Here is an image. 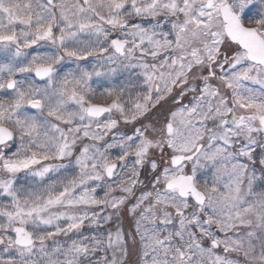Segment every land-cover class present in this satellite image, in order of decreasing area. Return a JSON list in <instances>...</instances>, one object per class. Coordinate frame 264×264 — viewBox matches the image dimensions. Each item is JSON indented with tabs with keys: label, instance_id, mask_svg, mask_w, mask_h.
Segmentation results:
<instances>
[{
	"label": "snow or ice",
	"instance_id": "1",
	"mask_svg": "<svg viewBox=\"0 0 264 264\" xmlns=\"http://www.w3.org/2000/svg\"><path fill=\"white\" fill-rule=\"evenodd\" d=\"M0 264H264V0H0Z\"/></svg>",
	"mask_w": 264,
	"mask_h": 264
}]
</instances>
